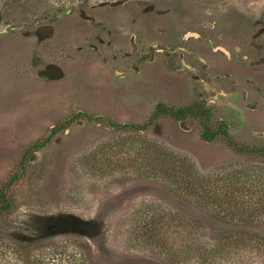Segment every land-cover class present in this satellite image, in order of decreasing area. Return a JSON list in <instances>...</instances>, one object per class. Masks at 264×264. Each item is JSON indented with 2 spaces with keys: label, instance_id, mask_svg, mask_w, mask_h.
I'll return each mask as SVG.
<instances>
[{
  "label": "rangeland",
  "instance_id": "374dc122",
  "mask_svg": "<svg viewBox=\"0 0 264 264\" xmlns=\"http://www.w3.org/2000/svg\"><path fill=\"white\" fill-rule=\"evenodd\" d=\"M0 31V192L11 203L0 264L43 257L41 247L57 259L54 243L79 264H200L220 233L264 237V0H1ZM159 104L209 109L213 127L227 122L257 153L205 142L192 116L146 132L109 126L143 125ZM166 151L215 174L213 191L237 198L233 224L170 191ZM253 247L229 246L212 264H263Z\"/></svg>",
  "mask_w": 264,
  "mask_h": 264
},
{
  "label": "trees",
  "instance_id": "16d2710c",
  "mask_svg": "<svg viewBox=\"0 0 264 264\" xmlns=\"http://www.w3.org/2000/svg\"><path fill=\"white\" fill-rule=\"evenodd\" d=\"M1 1V0H0ZM81 1V0H80ZM97 3L104 4L108 2V0H92ZM110 1H116V3L119 2V0H110ZM169 115L172 118H174L177 121H182L187 117H195L196 119L201 120L202 124V133L201 138L208 143H212L216 141L217 139H223L227 142L228 146L233 149L235 152L243 155H252L256 154L257 152L254 149H247L241 145H239L237 142L234 141V139L230 135L229 131V125L225 121H221L218 123L216 127H213L211 125V111L209 109H205L204 107H201L199 105H193L184 109H174L172 107L164 106L163 104L157 105L154 114L151 116V118L144 123L143 125H137V124H116L113 122H108L109 126L114 130H127V131H136V132H146L149 130V128L156 123V121L165 116ZM55 131L47 138L45 142L38 145L36 148H44L46 147L52 137L55 135ZM264 152V151H263ZM262 154L264 155V153ZM164 162L162 164V167L160 168V178H167L173 179L171 182V185H169V189L172 193L176 194L182 201H186L193 208L203 211L206 214L211 215L215 220L221 221L223 223L227 224H233L236 220L235 214L233 213L234 207L232 205H238L237 198L233 196L232 194H219L217 191H213L214 184L216 183V179H214L215 174L212 176H205L199 172L197 169L194 161L187 157L182 156L175 152H164ZM166 159V160H165ZM26 171L24 160L21 162V173L15 175L11 179V184H9V187L16 182L20 177L23 176L24 172ZM200 198V200L198 199ZM193 198V199H191ZM196 198V199H195ZM191 199V201H188ZM195 200V201H193ZM211 202L216 203L217 205H223L227 204L231 212H226L225 209H222L218 212L217 209L213 210L214 207H211ZM222 208V206H220ZM11 208V203L8 201L6 192L1 191L0 192V214L3 212L8 211ZM251 213V212H249ZM255 213V212H254ZM254 213L252 212L251 217L249 219H245L243 217H240L239 220H254ZM198 229H204V227L201 225V223L193 220ZM249 222V221H248ZM53 240V237H50V235L47 234H41L38 238L34 240H29L25 244L23 241L21 242V247L24 250H29L32 248V245L38 243V242H46V240ZM35 242V243H34ZM254 245V250H258L260 255L264 258V237L260 235H256L251 233L248 230H236L233 232H226V233H220L214 238V242L212 244H206L203 247V259L202 264H212L217 259L221 260L223 258L229 257L231 252L230 249H228L229 246H233L236 250H242L246 249L248 246ZM67 246V245H66ZM59 244L54 243L51 245L50 252H52L54 255H59V258H47L46 254L49 247L45 249V247L40 251V256H34L27 259L25 262L26 264H79L76 261L75 255L70 254L68 256L66 254L67 249L65 250V247ZM55 247L57 250H55ZM60 251V252H55ZM30 254V252H29ZM262 254V255H261ZM259 257V258H262ZM76 261V262H75ZM264 264V259H262ZM200 263V264H201ZM82 264H84L82 262ZM247 264V263H246Z\"/></svg>",
  "mask_w": 264,
  "mask_h": 264
},
{
  "label": "water",
  "instance_id": "95a60500",
  "mask_svg": "<svg viewBox=\"0 0 264 264\" xmlns=\"http://www.w3.org/2000/svg\"><path fill=\"white\" fill-rule=\"evenodd\" d=\"M72 12V9H69V11H67L66 13H62V14H59L58 17H62L68 13H71ZM5 31H0V33H4Z\"/></svg>",
  "mask_w": 264,
  "mask_h": 264
}]
</instances>
